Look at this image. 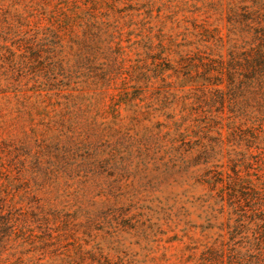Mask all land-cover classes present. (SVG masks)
<instances>
[{
    "label": "trees",
    "instance_id": "trees-1",
    "mask_svg": "<svg viewBox=\"0 0 264 264\" xmlns=\"http://www.w3.org/2000/svg\"><path fill=\"white\" fill-rule=\"evenodd\" d=\"M225 25L222 32L191 22L183 30L170 27L142 38L135 35L127 46L121 45V36L90 32L87 25L72 46L83 65V79L71 85L66 77L59 79L57 32L24 24L0 5V95L17 96L20 78L40 83L49 99L60 98L56 104L67 108L84 99V91L101 88L108 69H99L97 59L142 48L134 64L116 70L121 89L110 106L114 111L121 102L128 105L127 147L143 160L165 159L167 174L198 166L212 210L219 214L230 209L224 225L232 242L228 250L218 233L198 264H264V0H229ZM145 99H150L145 104L158 105L153 110L161 119H151L149 105L139 104ZM140 126L142 132L129 133ZM65 152L37 144L34 150L11 147L8 154L21 169L35 166L33 183L44 187L67 163ZM84 153L83 158L91 155L88 148ZM109 154L123 156L117 148ZM259 171L262 175L253 179ZM23 182L8 184L22 191L17 201L0 186V264H63L43 263L41 250L53 246L57 232L78 216L51 205L49 198L43 202L29 192V179ZM30 251L35 253L24 260L22 255Z\"/></svg>",
    "mask_w": 264,
    "mask_h": 264
},
{
    "label": "rangeland",
    "instance_id": "rangeland-1",
    "mask_svg": "<svg viewBox=\"0 0 264 264\" xmlns=\"http://www.w3.org/2000/svg\"><path fill=\"white\" fill-rule=\"evenodd\" d=\"M0 5L19 15L24 24L57 32L59 79L66 77L73 85L83 79L73 41L83 37L87 25L90 32L121 36L123 46L130 45L135 35L142 38L170 27L183 30L191 22L225 32L229 0H0ZM137 53L142 48H126L111 54L109 60L97 59L99 69H108L101 88L84 91L85 98L67 108L56 104L60 98L49 99L40 83L20 78L17 96L0 95V186H6L8 198L17 201L22 191L8 184L22 185L29 179L32 195L43 202L49 198L51 205L78 216L57 232L53 246L41 250L43 263L198 264L200 253L215 242L218 233L223 234L227 250L232 243L224 226L230 209L219 214L212 210L198 166L167 174L165 159L143 160L127 147L123 135L128 105L121 102L114 111L110 106L121 89L116 70L134 64ZM149 100L139 104L149 105L153 121L161 119L153 110L157 104H145ZM134 130L142 127L129 133ZM37 144L53 145L67 156L55 181L44 187L33 183L35 166L21 169L8 154L11 147L34 150ZM86 148L91 155L83 158ZM113 148L123 156H110ZM35 178L39 180L38 175ZM240 235L235 238L238 255L243 251ZM34 253L22 257L27 260Z\"/></svg>",
    "mask_w": 264,
    "mask_h": 264
}]
</instances>
